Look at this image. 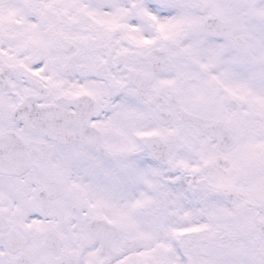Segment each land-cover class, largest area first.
<instances>
[{
	"label": "snow or ice",
	"instance_id": "snow-or-ice-1",
	"mask_svg": "<svg viewBox=\"0 0 264 264\" xmlns=\"http://www.w3.org/2000/svg\"><path fill=\"white\" fill-rule=\"evenodd\" d=\"M0 264H264V0H0Z\"/></svg>",
	"mask_w": 264,
	"mask_h": 264
}]
</instances>
